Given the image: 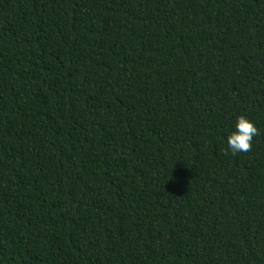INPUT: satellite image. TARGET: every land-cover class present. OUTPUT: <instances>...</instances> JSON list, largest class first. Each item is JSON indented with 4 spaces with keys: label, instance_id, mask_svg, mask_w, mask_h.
Wrapping results in <instances>:
<instances>
[{
    "label": "trees",
    "instance_id": "trees-1",
    "mask_svg": "<svg viewBox=\"0 0 264 264\" xmlns=\"http://www.w3.org/2000/svg\"><path fill=\"white\" fill-rule=\"evenodd\" d=\"M0 264H264V0H0Z\"/></svg>",
    "mask_w": 264,
    "mask_h": 264
},
{
    "label": "clouds",
    "instance_id": "clouds-1",
    "mask_svg": "<svg viewBox=\"0 0 264 264\" xmlns=\"http://www.w3.org/2000/svg\"><path fill=\"white\" fill-rule=\"evenodd\" d=\"M257 135H259V129L255 122L241 115L234 124V130L227 136V150L233 155L248 152Z\"/></svg>",
    "mask_w": 264,
    "mask_h": 264
}]
</instances>
